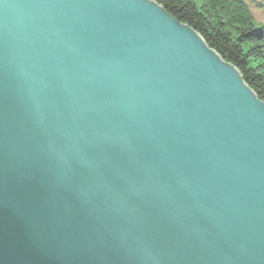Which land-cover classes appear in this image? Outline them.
Returning <instances> with one entry per match:
<instances>
[{"label":"water","instance_id":"obj_1","mask_svg":"<svg viewBox=\"0 0 264 264\" xmlns=\"http://www.w3.org/2000/svg\"><path fill=\"white\" fill-rule=\"evenodd\" d=\"M0 264H264V103L153 0H0Z\"/></svg>","mask_w":264,"mask_h":264},{"label":"trees","instance_id":"obj_2","mask_svg":"<svg viewBox=\"0 0 264 264\" xmlns=\"http://www.w3.org/2000/svg\"><path fill=\"white\" fill-rule=\"evenodd\" d=\"M197 32L264 103V32L240 0H153Z\"/></svg>","mask_w":264,"mask_h":264},{"label":"rangeland","instance_id":"obj_3","mask_svg":"<svg viewBox=\"0 0 264 264\" xmlns=\"http://www.w3.org/2000/svg\"><path fill=\"white\" fill-rule=\"evenodd\" d=\"M250 11L254 22L264 29V0H241Z\"/></svg>","mask_w":264,"mask_h":264},{"label":"bare ground","instance_id":"obj_4","mask_svg":"<svg viewBox=\"0 0 264 264\" xmlns=\"http://www.w3.org/2000/svg\"><path fill=\"white\" fill-rule=\"evenodd\" d=\"M241 1V0H240ZM244 3V2H243ZM245 4V3H244ZM246 5V4H245ZM247 6V5H246ZM247 8H248V6H247ZM171 16V15H170ZM175 19V18H174ZM176 20V19H175ZM262 30H263V32H264V29H263V27H261V25L259 26ZM241 75V74H240ZM242 77V76H241ZM243 79V78H242ZM244 81V80H243ZM245 82V81H244ZM246 84V83H245ZM247 85V84H246ZM256 95V94H255ZM257 96V95H256ZM258 98V97H257Z\"/></svg>","mask_w":264,"mask_h":264}]
</instances>
